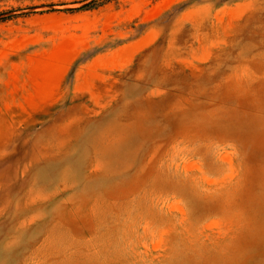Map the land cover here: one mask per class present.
<instances>
[{
    "label": "rangeland",
    "instance_id": "rangeland-1",
    "mask_svg": "<svg viewBox=\"0 0 264 264\" xmlns=\"http://www.w3.org/2000/svg\"><path fill=\"white\" fill-rule=\"evenodd\" d=\"M90 1L0 0V264H264V0Z\"/></svg>",
    "mask_w": 264,
    "mask_h": 264
},
{
    "label": "trees",
    "instance_id": "trees-1",
    "mask_svg": "<svg viewBox=\"0 0 264 264\" xmlns=\"http://www.w3.org/2000/svg\"><path fill=\"white\" fill-rule=\"evenodd\" d=\"M108 1H110V0H102V2H100L99 0H97V1L93 0V1L88 2L87 4H85L84 6H82L79 9H85V10L95 9V8L102 6L103 4H106Z\"/></svg>",
    "mask_w": 264,
    "mask_h": 264
}]
</instances>
